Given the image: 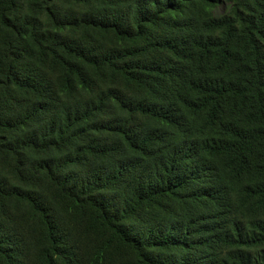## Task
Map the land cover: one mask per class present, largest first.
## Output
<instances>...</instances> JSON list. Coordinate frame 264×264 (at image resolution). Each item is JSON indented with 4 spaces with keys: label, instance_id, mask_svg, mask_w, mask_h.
I'll list each match as a JSON object with an SVG mask.
<instances>
[{
    "label": "trees",
    "instance_id": "obj_1",
    "mask_svg": "<svg viewBox=\"0 0 264 264\" xmlns=\"http://www.w3.org/2000/svg\"><path fill=\"white\" fill-rule=\"evenodd\" d=\"M0 264H264V0H0Z\"/></svg>",
    "mask_w": 264,
    "mask_h": 264
}]
</instances>
